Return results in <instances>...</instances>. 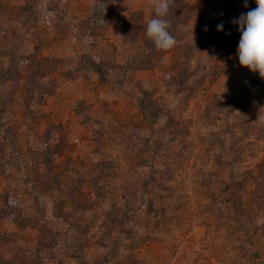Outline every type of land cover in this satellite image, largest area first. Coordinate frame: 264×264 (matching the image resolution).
<instances>
[{"label":"rangeland","instance_id":"1","mask_svg":"<svg viewBox=\"0 0 264 264\" xmlns=\"http://www.w3.org/2000/svg\"><path fill=\"white\" fill-rule=\"evenodd\" d=\"M256 7L0 0V264H264Z\"/></svg>","mask_w":264,"mask_h":264},{"label":"clouds","instance_id":"2","mask_svg":"<svg viewBox=\"0 0 264 264\" xmlns=\"http://www.w3.org/2000/svg\"><path fill=\"white\" fill-rule=\"evenodd\" d=\"M149 3L154 9V16L147 21L146 36L154 42L157 50L168 51L176 45V39L168 31L170 23L166 18L171 0H149ZM256 3V8L241 13L232 23L238 25L240 33L236 50L240 65L264 78V0H256ZM217 30L223 31V24L217 25ZM262 112L264 108L260 110L258 121H264Z\"/></svg>","mask_w":264,"mask_h":264},{"label":"crops","instance_id":"3","mask_svg":"<svg viewBox=\"0 0 264 264\" xmlns=\"http://www.w3.org/2000/svg\"><path fill=\"white\" fill-rule=\"evenodd\" d=\"M103 98V97H102ZM55 164L57 165L58 164V162L57 161H55Z\"/></svg>","mask_w":264,"mask_h":264}]
</instances>
